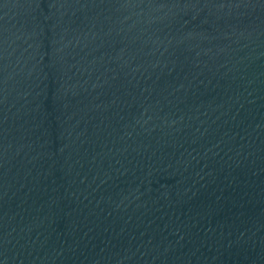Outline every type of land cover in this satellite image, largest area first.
I'll list each match as a JSON object with an SVG mask.
<instances>
[{
  "label": "water",
  "instance_id": "1",
  "mask_svg": "<svg viewBox=\"0 0 264 264\" xmlns=\"http://www.w3.org/2000/svg\"><path fill=\"white\" fill-rule=\"evenodd\" d=\"M264 0H0V264H253Z\"/></svg>",
  "mask_w": 264,
  "mask_h": 264
}]
</instances>
